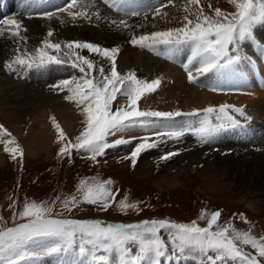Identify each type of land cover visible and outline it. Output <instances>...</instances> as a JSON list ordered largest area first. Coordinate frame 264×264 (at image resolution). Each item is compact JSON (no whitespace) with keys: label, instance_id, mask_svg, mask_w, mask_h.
<instances>
[{"label":"rangeland","instance_id":"374dc122","mask_svg":"<svg viewBox=\"0 0 264 264\" xmlns=\"http://www.w3.org/2000/svg\"><path fill=\"white\" fill-rule=\"evenodd\" d=\"M30 1L32 2L31 5H34V1ZM39 1L41 2V0ZM19 2H21L20 7L29 3L27 0H19ZM61 7V11L51 13V15L47 14V16L44 15V12L34 13L38 10L25 13V10L18 9V11L14 10L10 12V16L11 14L16 15L15 20L21 24V28L19 29L20 35H12L15 29L4 24L8 20L1 23L4 25H0L2 26L0 28V40L6 37L8 41L7 43L5 42L6 46L2 48L0 72L11 84L13 83V86H10L14 90L11 96L15 97L17 94H20L21 96L18 100L22 102L29 97L33 99L36 95L39 96V94H41L40 97H52L60 103L66 100V104L70 107L69 112H71V118L67 124L71 128L68 132H64L72 142H75L76 137L83 130L84 117L81 115V109L66 99L69 93L66 90H59L53 86L65 79H79L82 74L77 71L72 73L71 71L65 75L62 73L54 76L53 74V77H49L50 73L55 72V70H52L53 65H47L44 72L25 71L22 66L13 63L16 57L30 59L37 56L39 49L43 47V42L48 40L50 43L60 44L61 51L57 53L52 49H46V52L49 55L61 56L62 59L67 58L68 60V54L71 52L66 47L68 43H92L105 49L116 48L119 50L116 55V67L119 73L123 72L122 76L133 72L138 79L152 82L159 79L157 70H162L169 62L164 58L161 59L154 53L146 52V49L140 46H134L131 43L133 37L181 28L184 26V17L186 15L195 21V15L185 12L186 7L190 9L191 13H195L199 7H202L204 14L212 17H214L216 9H220L226 14L236 11L230 0H200L199 5H190L188 0H163L156 6H152L144 11L136 14L122 13L121 16L117 12L110 11L108 9L109 6L97 0H77V3L72 5L71 8L66 6L65 3ZM36 8V6L33 7V9ZM80 12L87 13V16L79 15ZM70 13H75V18ZM10 16L6 17L10 18ZM38 18L40 20L49 18V21L53 20L55 24L49 27L48 31L45 32V37L40 41L36 42L32 38H24V43H21L23 31L26 30L25 26L27 23L30 20ZM10 19L12 20L13 18ZM24 23L26 24L24 25ZM68 24L69 28L77 26L90 29L95 41L64 39L62 27ZM79 24H82V26ZM262 26H264V23L254 27V36L252 38L254 41L260 40L258 30ZM49 32L52 33V36L48 35ZM247 40L232 46L231 52L235 54L238 49L239 54L243 53L244 46L248 45V43H244ZM17 42L18 44L16 45ZM243 43L244 45L242 46ZM258 44L262 46L263 43L259 42L257 45L255 43V46L258 47ZM65 49L67 51L63 58L62 52ZM190 49V47L179 49L177 57L180 58L182 55L191 54ZM71 53L80 55L79 52ZM122 53H127L128 65L121 69L118 68L117 62ZM80 56L89 60L92 58V56L89 57L84 54ZM74 58L73 55L72 59ZM69 61L71 62V59ZM153 61H158L159 64L157 67L148 70V65ZM10 63L12 64L11 69L8 68ZM246 63H248V60H241L233 69L226 70L227 77L233 81L234 76H237L243 64L245 66ZM67 65L71 66V64ZM93 65L96 68V75L94 72L93 77L97 80L100 79L99 69L101 68H103L105 75L110 74L111 62L107 58L103 59L101 56L95 57ZM54 67L57 68V66ZM181 70L184 72L185 68H181ZM187 82L188 86L191 87V82L193 83L194 81L189 82L188 79ZM124 86L126 87L127 85L125 84ZM161 86L162 84L154 91L145 93L140 98L137 106L141 111L169 112L165 110L163 102L159 99V89ZM231 89H228V92H235L233 86ZM222 90L224 91V89ZM243 97L246 98V94ZM148 99L156 100L153 107H141V103ZM125 104L126 97L118 94L112 104V109L115 110L118 107L125 106ZM235 105H231L230 109L233 112L231 110L229 112L236 115L237 118L234 119L238 121L237 119L241 114L235 112L234 109H241L243 113L245 109L242 106ZM51 109L43 111L44 115L48 117L46 118L47 120L45 118L42 120H45L47 124L53 117L55 120L58 119L54 109L53 112H51ZM216 109H219V107ZM19 110L17 108L15 112L22 115L27 112ZM27 114L28 118L25 117L24 119L25 121L27 120L24 124L25 128L27 127V122H33L31 119L34 117V113L30 115L27 112ZM204 115V112L200 113V119H197L202 120ZM217 115L218 113H213L209 118L213 121L218 120L216 118ZM250 120H254V118H250ZM220 122L218 120L219 124ZM49 123L51 124L52 121ZM259 123L264 124V120H261ZM0 125L7 132L11 133V137L15 139L23 150V156L17 155L16 159L13 160L12 156L5 152V147H12V145L0 142V217L3 218V221L0 222V227H14L19 223L25 222L20 220L17 214L22 210L26 202H37L49 205L54 204L52 218L98 220L104 225L138 224L145 220H164L178 224H190L195 221L200 227H206L211 214L219 212L220 217L217 226L232 225L237 230L250 232L258 239L264 238V209L261 208V211L256 212L249 210L244 204V202L250 201L253 194L251 187L244 185L247 182L246 180H248L247 176L240 178L238 174L232 175L230 170H221L216 165H209L208 167H203V164L189 165L188 157L194 152L196 146L199 144L198 141L202 140L195 133H192V135L195 134L198 140L192 139L195 136L190 137L187 134L179 138H169L168 136L154 138L150 142L156 141V147L141 152L133 164L131 152L139 144L137 141L107 149L103 156L92 160L89 153L77 150H72L70 155L65 154L61 156L60 148L62 145L58 142L57 136L47 152L30 157L25 154L24 146L18 136L8 129L1 118ZM25 128L23 140L27 133ZM117 138H120V136L109 137V141L112 142ZM8 139L9 137L7 136L0 138L2 141H7ZM194 141L197 142L195 147ZM222 143L220 142V145L212 147L214 154L220 158L232 156L234 150L232 151L229 144L223 143V145ZM240 147L241 145H239ZM242 147H246L245 151H243V153H246L252 148V145L248 142L242 145ZM263 148L258 147L255 151L259 152ZM169 153L176 154L171 155L168 159H163ZM148 154H150L146 159L148 163L143 167L142 161ZM204 175L208 176L207 180H203ZM158 178L161 180L159 181ZM94 180L101 182L111 181L109 188L114 194V200L107 210H103L99 205L83 202L82 193L80 192L81 182L87 181L91 184ZM73 197H76L78 201L77 206L71 207L70 210L64 208L63 201L70 200ZM124 201L137 207L121 211L119 204ZM202 215L203 218H201ZM14 216L16 217L15 220L13 219ZM217 226H214L213 230ZM161 235L167 242L168 232L162 230ZM56 243L57 241L54 239L45 238L37 241L36 244L30 245V251H36L41 254L24 258L21 264H45L50 261H55V263L63 261L65 256H67L65 254H43L42 252L44 248L54 246ZM242 247L250 254H254V250L250 246ZM166 262L163 261L162 264H168ZM180 264H199V259L196 257L182 258ZM262 264H264V261H262Z\"/></svg>","mask_w":264,"mask_h":264},{"label":"snow or ice","instance_id":"6c2138e0","mask_svg":"<svg viewBox=\"0 0 264 264\" xmlns=\"http://www.w3.org/2000/svg\"><path fill=\"white\" fill-rule=\"evenodd\" d=\"M125 0H104L111 7L120 8ZM77 0H72L75 5ZM190 5H199L200 0H188ZM236 9L234 13L215 10L214 17L204 14L199 7L195 13H191L188 7L185 12L195 15V21L188 15L184 17V26L168 31H157L149 35L133 37L131 43L155 51L158 46L175 48L182 44L191 45V56L185 70L189 81H195L190 66L195 62L196 74L204 75L210 72L223 74L225 70L233 69L242 57L237 49L231 52L234 45L254 36V27L264 23V0H230ZM72 5L69 7L71 8ZM75 18V13H70ZM79 15L87 16L80 12ZM5 25L15 29L13 36H19L21 24L15 20L4 22ZM52 36V33H48ZM69 50L87 49L90 53L99 54L111 62L109 75L104 74L103 68L99 69L100 79L91 75L94 68L93 62L78 54L69 53L71 66L79 68L82 74L79 79H65L53 87L66 90L69 95L66 99L81 109L84 117V127L80 135L72 142L66 136L60 124L52 118V124L58 134V142L61 143L60 155L71 153L72 150L83 151L90 154L92 160L103 156L107 149L129 143L123 136L110 142L109 137L122 134L137 125H145V118L160 117L172 118L181 115H200L199 111L191 113L141 111L138 101L145 93L154 91L161 81L159 79L147 82L138 79L133 72L122 76L116 67V55L118 49H105L92 43L70 42L66 45ZM46 49H52L59 53L61 45L43 42L38 55L30 59L16 57L13 63L22 67H44L47 64L66 63V60L58 56L49 55ZM74 55V59L72 56ZM12 68V64L8 65ZM127 85L126 87L124 85ZM216 90V89H213ZM126 97L125 106L112 109V104L117 95ZM229 105H222L219 109L208 107L204 109V117L195 134L202 140L221 131L223 128L237 124V121L228 113ZM243 115L241 109H234ZM218 113L220 124H213L210 115ZM185 130L157 132L156 136H168L179 138ZM9 137L2 141L6 145L5 152L15 160L16 156H23V150L17 144L11 133L0 125V138ZM135 139V138H134ZM141 142L131 152V159L135 163L138 155L146 149L156 147V141L149 137L140 138ZM169 153L163 157L168 159ZM111 181L101 182L94 180L91 184L81 182L80 192L83 202L99 205L107 210L114 194L110 190ZM76 197L64 200L66 209L77 206ZM136 205L126 201L119 204L121 211L135 208ZM54 204L26 202L22 210L17 214L19 219L25 222L14 227H0V264H21L28 256H36L41 253L30 251L29 246L42 239H54V246L44 248L43 254H65L74 259L72 264H180L182 258L196 257L199 264H262L264 261V238L258 239L250 232L240 231L232 225L217 226L220 217L219 212L211 214L206 227H200L195 221L190 224L171 223L164 220H145L138 224H108L104 225L98 220H75L52 218ZM15 216L13 219L15 220ZM203 218V215L201 216ZM3 218L0 217V222ZM214 226H217L213 230ZM168 232V239L162 237L161 231ZM250 246L254 254L245 251L242 246ZM135 249V250H134Z\"/></svg>","mask_w":264,"mask_h":264},{"label":"bare ground","instance_id":"6f19581e","mask_svg":"<svg viewBox=\"0 0 264 264\" xmlns=\"http://www.w3.org/2000/svg\"><path fill=\"white\" fill-rule=\"evenodd\" d=\"M33 1L34 5H29L28 7H24V9L28 11H40L41 9H45V11L48 12L57 9V5L60 3V0H46V2L43 0H41V2L39 0ZM97 1H102L104 3V0ZM158 1L160 0H125V2L120 5L119 9L111 7L108 4L106 5L109 6L113 11H118L121 13H134L147 9ZM16 3V0H0V18H3L4 16L8 15L10 11L17 8ZM35 6L37 8L33 9ZM25 24L26 23H24V25ZM54 24L55 22H53V20L49 21V18L30 20L25 26L26 30L23 31L21 43L23 42L24 38H32V40H35L36 42L40 41L45 37V32L48 31L49 27L54 26ZM80 26H82V24ZM69 27V24L63 25L62 27L64 39L95 41L94 35L90 29L77 26L73 28ZM258 33L260 37L259 42L261 44L263 43L262 46L258 45V47H256L255 43L252 42L244 46V52L240 53V55L242 57V61L248 60V63H246L245 66L243 64L241 70L237 73V76H234L235 78H233V81L227 77L226 70L223 74L216 72H210L204 75L196 74V67L198 65L194 62L190 67L192 68L196 79L193 83L191 82L192 86L189 87L187 82L188 73L186 70L183 72L181 68L183 69L188 65L190 56L183 57V55L180 59L177 57L178 49L184 48L187 44H182L171 49L160 45L155 50L161 53L167 59H170L169 64L166 67H163L162 70L156 69L159 73V80L161 81L160 84H162L161 88L159 89V99L163 102V107L166 111H179L181 113L187 114L195 111L202 113L204 112L203 110L208 107L218 108L222 105L230 106L231 104H236L238 106L244 107L245 110L243 115H241V118L238 117V121L240 122L238 125H234L233 127H225L221 131L208 137L207 140L198 141V145L197 142H193L194 147L196 145L197 146L194 152H192L188 157L190 162V164H188H203V167L216 165V167L221 170H230L232 175L238 174L240 178L247 176L246 178L248 180H246L247 182L244 181V185L246 187H251L253 194L250 201L244 202V204L246 205V208L256 212L261 211V208L264 209V148L259 152L255 151V149L258 147H264V124L259 123L261 120H264V26L258 30ZM5 41H0V62L2 60V48L6 46ZM145 49L146 51L150 50L148 48ZM169 55L171 57H169ZM153 62L151 64L146 63L149 64V67L147 68L148 70L157 67L159 64L158 61ZM117 65L118 68L121 69L128 65L127 53L121 54ZM52 70H55L57 73L53 72L49 75L47 74L49 77H53V74L54 76L62 73L65 75L67 72L69 73L72 71L73 73L74 71V69L63 65H58L57 68L52 66ZM2 75L0 72V118L2 122L12 133L18 136L19 140L24 146L26 155L31 157L38 155L39 153L47 152L56 140L58 134L53 124L49 123L52 121L51 119L48 121V124L45 120H42L43 118L46 119L48 117L44 115L43 111L53 108L54 112H56L58 116V119H56L57 123H59L60 126L62 125L61 128L64 131L68 132L71 127L69 124H67V122L70 121L71 112H69L70 107L66 104V100H64L63 103H60L52 97L46 96L43 98L40 97L41 94H39V96L36 95L33 99L29 97L24 102H22L18 100L21 96L20 94H17L15 97L11 96L14 90H12L10 86H13V83L11 84L10 81ZM230 85H234L237 90L234 94H230L222 90H227L228 86ZM245 94L246 98L243 97ZM155 101V99L143 101L141 103V107L152 108ZM17 108L20 109L19 111H27L30 115L34 113V117L31 119L33 122H27L28 124H26V128L24 124L27 120L25 121L24 119L28 114L27 112L23 115L17 114L15 112ZM53 109H51V112H53ZM230 115L233 117L236 116L232 114ZM197 118L200 119V116L181 115L172 119L159 117L145 118L147 122L145 125H137L136 127L130 128L124 133L118 134L117 136H123V138L129 140V142L137 141L140 143V138L149 137L150 140H152L154 137H158L155 135L157 132L185 130L184 134L193 137L195 134L192 135V133H195V130L200 126L201 120H198ZM248 118H254V120L250 122ZM211 121L213 124H219L218 120ZM24 128L27 130V133L23 140L22 137L24 135ZM192 139L198 140L196 136ZM220 142H223L227 145L229 144L232 151L234 150L232 156L220 158L214 154L212 147L220 145ZM248 142L249 144L251 143L252 148H250L246 153H243L246 147L244 148L242 145ZM239 145H241L240 148ZM149 155L150 154L144 157L142 161L143 167H145L148 163L146 159ZM207 179L208 176L204 175L203 180ZM160 180L161 179H159V181ZM73 259L74 258L72 256L67 255L63 261L61 260V262L55 263V261H50L49 263L45 264H72Z\"/></svg>","mask_w":264,"mask_h":264}]
</instances>
